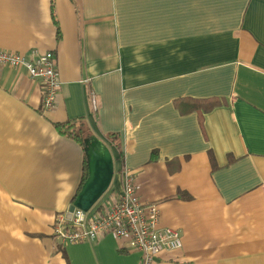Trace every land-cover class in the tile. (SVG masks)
Wrapping results in <instances>:
<instances>
[{
    "label": "crops",
    "instance_id": "obj_1",
    "mask_svg": "<svg viewBox=\"0 0 264 264\" xmlns=\"http://www.w3.org/2000/svg\"><path fill=\"white\" fill-rule=\"evenodd\" d=\"M0 49L53 51L61 80L44 111L42 81L0 64V264H142L114 235L52 234L85 162L55 124L79 118L113 147L111 189L135 172L181 233L150 264H264V0H0ZM211 98L203 126L175 106Z\"/></svg>",
    "mask_w": 264,
    "mask_h": 264
},
{
    "label": "built area",
    "instance_id": "obj_2",
    "mask_svg": "<svg viewBox=\"0 0 264 264\" xmlns=\"http://www.w3.org/2000/svg\"><path fill=\"white\" fill-rule=\"evenodd\" d=\"M0 64L23 66L31 78L43 83L44 111H55L61 80L53 51L33 50L29 57L23 53L0 49ZM121 192L109 189L88 210L75 207L57 215L53 236L63 244L95 240L105 235L116 236L121 246L141 253L142 264H150L166 250L183 247L181 233L163 226L161 209L155 202L144 201L138 190L136 173L122 171Z\"/></svg>",
    "mask_w": 264,
    "mask_h": 264
},
{
    "label": "water",
    "instance_id": "obj_3",
    "mask_svg": "<svg viewBox=\"0 0 264 264\" xmlns=\"http://www.w3.org/2000/svg\"><path fill=\"white\" fill-rule=\"evenodd\" d=\"M88 166V177L69 207V217L75 207L83 210L90 209L102 198L112 184L115 161L110 148L103 140L93 139L89 148Z\"/></svg>",
    "mask_w": 264,
    "mask_h": 264
},
{
    "label": "trees",
    "instance_id": "obj_4",
    "mask_svg": "<svg viewBox=\"0 0 264 264\" xmlns=\"http://www.w3.org/2000/svg\"><path fill=\"white\" fill-rule=\"evenodd\" d=\"M225 101H222L218 98H211L207 100H196V99H189V100H182L178 99L175 101V106L177 109H179L180 112L185 113V112H191L194 109L199 110V122L201 126H203V115L205 112L212 110L218 105L223 104ZM187 105V110L185 111L184 106ZM56 129L59 131L64 136L71 137L75 139L77 142H79L80 145L83 146V149L85 151V162H84V167H83V174H82V179L80 182L79 189L75 196L72 199V203L76 199V196L78 192L81 190L82 185L86 181L88 174H89V166H88V160H89V148L92 144L93 137L88 134V129L86 130L84 126V121L82 118L79 119H72V120H67L65 122H59L55 124ZM107 138L110 140V142L116 147L120 148V143L118 141V136L117 133H110L108 134ZM108 145V144H107ZM110 148L114 161L116 163L115 155L113 153V147L111 145H108ZM210 157L211 161L213 163V168H217V161L215 159V155L213 151H210ZM236 158L232 155L229 154V162L235 161ZM111 189V187L109 188ZM108 189V190H109Z\"/></svg>",
    "mask_w": 264,
    "mask_h": 264
}]
</instances>
